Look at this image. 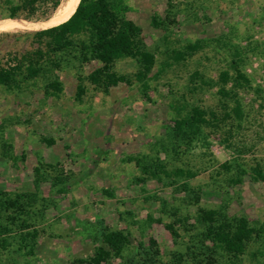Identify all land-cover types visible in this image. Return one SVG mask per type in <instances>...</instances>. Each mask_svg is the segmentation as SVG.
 Returning <instances> with one entry per match:
<instances>
[{"label": "rangeland", "instance_id": "374dc122", "mask_svg": "<svg viewBox=\"0 0 264 264\" xmlns=\"http://www.w3.org/2000/svg\"><path fill=\"white\" fill-rule=\"evenodd\" d=\"M65 1L55 11L40 5L31 20L0 21V33L54 26ZM123 4L124 34L106 46L136 35L155 61L140 81L137 59L122 57L107 69L91 56L80 64L73 52L60 57L70 68L53 72L62 92H44L51 74L0 92V199L19 203L0 208V224L10 228L0 264H86L97 247L109 254L103 264H264V179L252 172L256 164L264 172V0ZM233 61L251 82L238 93L240 119L215 85L220 72L233 73ZM195 71L201 79L193 88ZM93 72L131 83L104 91L90 82ZM193 107L218 120L180 136L175 121ZM208 210L245 217L260 230L243 255L207 238L201 211ZM110 231L125 239L119 252L102 240ZM25 234L28 251L17 245Z\"/></svg>", "mask_w": 264, "mask_h": 264}, {"label": "trees", "instance_id": "16d2710c", "mask_svg": "<svg viewBox=\"0 0 264 264\" xmlns=\"http://www.w3.org/2000/svg\"><path fill=\"white\" fill-rule=\"evenodd\" d=\"M63 0H0V13L2 20L13 21L18 18L31 20L34 18L40 5L51 4V11H55ZM121 8L125 9L123 0H75L73 11L63 22L42 30L26 31L18 33H0V92L19 91L29 82L45 77L49 74V80L45 84L44 92L55 95L62 92V84L58 81L54 71H60L70 66L61 60V56L75 52L79 63L83 64L91 56L94 60L102 64L105 68L122 57L137 59L142 68L135 74L134 79L140 81L144 77V70L152 67L154 58L142 52L140 40L136 35L128 32L119 41H114L117 36L124 34L121 30V18L119 13ZM6 50L1 52L3 46ZM189 50L194 51L195 46H189ZM177 59H183L184 54L176 52ZM232 74L229 71H222L218 75L215 85L218 87V94L225 99H233L236 107L232 113L234 118H241L240 103L237 100L240 90L251 88L248 75L241 69L240 64L233 61L231 64ZM201 79L200 73L195 71L191 77L193 88L196 80ZM92 85L102 86L106 91L110 86H115L120 82L131 83V79L124 75L115 73L93 72L89 76ZM203 82V81H202ZM231 82V87H227ZM84 90L77 86L76 97L80 98ZM225 118H230L227 112ZM218 117L213 111H205L199 107H193L191 113L185 118L175 121V132L186 137L190 133L194 134L211 121H217ZM223 168H228L226 164ZM254 178L264 179V172L259 164L252 168ZM152 177L156 172H149ZM19 203L16 201L1 200L0 208L9 210ZM6 206V207H5ZM20 213L24 207L19 206ZM1 217V214H0ZM201 219L207 225L206 236L218 249L229 253L234 257L243 255L246 251L247 243L260 230L249 225L245 217L226 219L220 213L208 210L201 211ZM1 220V219H0ZM27 224H20V228L25 229ZM167 229L176 234L171 226ZM8 222L0 224V238L10 233ZM102 240L110 250L119 252L125 244V239L120 232L110 231L102 235ZM26 234L20 237L17 244L19 250L29 249L26 241ZM6 238L0 239V246L6 247ZM109 254L103 247H97L94 254L86 264H103L108 261ZM73 264H84L81 260Z\"/></svg>", "mask_w": 264, "mask_h": 264}, {"label": "bare ground", "instance_id": "6f19581e", "mask_svg": "<svg viewBox=\"0 0 264 264\" xmlns=\"http://www.w3.org/2000/svg\"><path fill=\"white\" fill-rule=\"evenodd\" d=\"M74 2L75 0H66L64 4L62 5L58 16L56 17L55 21L58 23H61L65 21L71 14L74 8Z\"/></svg>", "mask_w": 264, "mask_h": 264}]
</instances>
